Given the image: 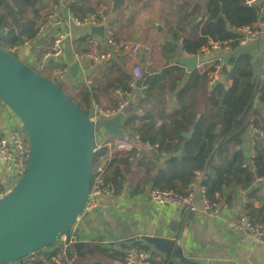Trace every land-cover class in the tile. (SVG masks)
<instances>
[{"label":"crops","instance_id":"obj_1","mask_svg":"<svg viewBox=\"0 0 264 264\" xmlns=\"http://www.w3.org/2000/svg\"><path fill=\"white\" fill-rule=\"evenodd\" d=\"M206 2L207 0H127L126 6L120 7L113 18L109 17L120 38L140 44V59L145 54L144 64L147 73L150 70L151 80L162 74V80L167 82L149 96L150 100L146 98L145 89L137 87L130 103L134 109L126 115L121 128L128 124L139 131L144 120L156 121V125H159L166 114L185 105L188 98L183 93L191 92L190 77L195 69L204 70L221 63L222 69L229 73L232 68L231 59L238 54H247L251 58L256 79L263 78L260 77V72L264 69V32L256 39L243 38L231 48L195 54L198 56V63L192 69L183 61V56L194 55L184 51L178 40L183 35L192 34L196 25L207 18ZM103 3L109 5L110 13L112 0H74L70 5H66L65 0H39L37 16L31 8L27 13L34 20L36 28L53 9L57 10L64 22L56 28L48 29L43 35H35L28 45H31L29 54L25 53L28 46L24 49L23 59L30 65L33 64L32 66L40 64L41 54L51 45L54 37L69 31L63 55L51 60L44 67V74L52 76L54 67L77 62L76 77L79 78L76 79L69 73L62 81L64 87H72V94L78 95V88L93 84L100 107L113 110L118 103L114 84L119 85L120 81L122 84L127 83V76L132 74L133 59L124 53H116L104 63H96L87 58L76 61L75 58L77 51L89 47V37L98 42L100 49L109 47L105 34L92 33V26H80L74 21L75 17L96 11ZM195 5L199 7H194ZM231 29L234 30V27ZM172 65L182 66L178 70L182 76L177 79L175 89L169 88L174 76H163V70ZM84 70L92 78L90 85L85 84L82 79ZM220 82L228 88L233 80L229 75L218 83ZM206 86L205 91H210L214 85L207 79ZM203 91L197 85L194 94L203 98L206 96ZM249 106L258 113L251 116L249 125L242 132L240 144L231 143L229 148L231 151L243 149L245 164L255 172V148L258 143H264V137L257 131L259 128L264 130V99L258 92L252 96ZM7 113H11V110L0 100V118ZM133 114L138 117L131 124L129 120ZM219 131L218 127L216 132ZM99 132L98 137L107 135L103 129ZM173 152L174 149L170 152L162 150L161 153L143 150L133 157L126 152L115 155L106 177L115 167L120 169V191L113 192L111 187L110 193L100 194L97 206L91 211H84L76 222L75 228H79L81 232L77 241L93 240L96 246L89 255L80 256L75 249L77 241L73 242L72 250L77 255L75 264H126L124 255L131 245L148 249L153 264H264V245L255 242L249 231L235 230L228 224L233 217L247 213L248 203L264 209V179L256 176L248 187L235 185L226 189L227 195L217 194L225 203L216 214L205 207L202 197H198L194 210L150 200L146 187L155 186L151 176ZM170 231L175 234L176 244L169 253L158 250L144 239L146 235L164 236ZM182 236L184 243L180 244ZM56 247L50 249L52 256L49 258L54 259ZM101 249H106L107 252H99Z\"/></svg>","mask_w":264,"mask_h":264},{"label":"water","instance_id":"obj_2","mask_svg":"<svg viewBox=\"0 0 264 264\" xmlns=\"http://www.w3.org/2000/svg\"><path fill=\"white\" fill-rule=\"evenodd\" d=\"M126 5L127 0H112L109 17ZM91 32L103 35L104 27L92 26ZM30 48H26V54ZM141 61H145V54ZM183 61L192 69L198 56H183ZM77 71V62H73L71 75L76 77ZM137 85L141 86L140 80ZM0 100L19 118L31 145L25 173L0 198V264H9L37 250L48 256L50 247L62 238L70 242L72 232L81 236L75 225L88 200L96 132L103 129L109 136L123 137L121 126L134 107L130 104L111 117L93 120L56 79L1 44ZM192 131L183 135L190 138ZM174 235L170 231L144 239L169 253L176 244ZM95 246L93 240H79L75 249L80 256H87Z\"/></svg>","mask_w":264,"mask_h":264},{"label":"trees","instance_id":"obj_3","mask_svg":"<svg viewBox=\"0 0 264 264\" xmlns=\"http://www.w3.org/2000/svg\"><path fill=\"white\" fill-rule=\"evenodd\" d=\"M38 2L39 0H0V25L9 27L8 32L0 36L1 45L9 48L35 37L34 20L27 13L31 8L37 16ZM206 6L207 18L196 25L198 29L188 35L184 46V50L192 55L197 54L208 43L209 38L231 39L232 46L237 45L243 36L231 27L253 24L258 17L256 7L248 4L247 0H207ZM72 7L74 9V4ZM231 65L229 74L233 83L228 88L220 82L210 91H205L208 74L215 66L213 64L204 70L195 69L190 77L191 92L183 93L187 95L188 102L166 114L159 125H156V121L144 120L139 126L143 139L158 141L161 149L166 152L174 149L171 156L164 159V163L151 176L155 186L183 191L194 180L197 170H206L207 178L204 183L209 186L207 197L215 199L217 194L227 195L226 189L230 187H248L256 176L264 177V143H258L255 148V172L245 164L243 149L231 151L229 148L231 143L240 144L242 132L249 125L251 116L258 113L251 109L249 103L257 92L264 99V78L256 79L251 58L247 54L233 57ZM181 67L172 65L163 70V76H174L169 88L175 89L177 86L176 81L182 76L178 71ZM161 76L162 74L157 75L151 80L150 70L146 74L144 82L147 84V99L150 100L149 96L153 92L167 84ZM130 78L131 74L127 76V83L122 84L120 81L121 85L114 84L115 89H128ZM56 80L64 87L63 80ZM197 85L204 89L203 94L206 96L203 98L194 94ZM78 89V95L71 96L89 112L91 100L97 97L95 87L91 84ZM137 117L133 114L130 123ZM218 127L220 131L216 132ZM190 130L193 133L188 139L183 133ZM179 149L181 153L177 154ZM120 176V169L116 167L108 173L107 179L111 181L113 192L120 191ZM246 210L253 221H264V209L248 203ZM59 244L60 242L54 246ZM99 252L106 253L107 250L101 249ZM50 255L52 256V252Z\"/></svg>","mask_w":264,"mask_h":264},{"label":"built area","instance_id":"obj_4","mask_svg":"<svg viewBox=\"0 0 264 264\" xmlns=\"http://www.w3.org/2000/svg\"><path fill=\"white\" fill-rule=\"evenodd\" d=\"M73 1L65 0V3L66 5H70ZM247 2L256 7L257 20L253 24L238 28L234 27V30L241 33L242 38L256 39L264 32V0H247ZM74 21L80 26H103L104 34L109 45L107 49H100L98 42L94 38L89 37V47L86 50L75 53L76 61L87 58L96 63H104L111 60L116 53H124L133 59L129 88L125 90L122 88L116 89L118 103L113 110L101 108L99 101L96 98L92 99L89 114L93 120L99 117H111L121 112L131 103L137 87L144 89L147 87V84L144 82L147 71L139 55L140 44L138 42H131L125 38H120L117 35V28L109 20V5L106 3L101 4L94 12L82 17H75ZM63 22L64 20L57 10L53 9L37 25L36 36L43 35L48 29L56 28ZM8 30L9 27L0 25V36L8 32ZM69 35L70 32L66 31L54 37L51 45L40 56V66L42 68L49 65L51 60L58 59L63 55L64 43ZM187 40V35L181 36L178 40V44L183 50ZM29 44H31V40H25L24 43L12 45L8 49L16 56L23 58V51ZM231 47V39L215 40L209 38L208 43L203 45L199 49V52L223 50ZM70 66L71 64H66L61 67H54L53 76L55 79L64 80L70 73ZM214 66L215 68L208 74V80L212 85L217 84L223 78H228L230 75L222 69L221 63H216ZM83 76L82 79L85 84L90 85L92 83L90 74L84 70ZM260 77L264 78V69L261 70ZM75 78L77 79L79 77ZM139 80L141 81V86L137 85ZM14 116V113L11 111V113H7L3 118H0V198L11 190L14 184L22 177L30 161L31 145L27 131L21 121L18 120L19 118H14ZM122 131L123 137L108 135L98 137L100 132L99 130L96 132L92 179L88 200L83 212L91 211L97 206V198L100 194L111 192V183L107 179L106 174L115 155L126 152V154L133 157L138 156L143 150H153L157 153L162 152L158 141L143 139L136 127L125 124ZM257 131L264 137V130L259 128ZM253 162L256 163V152L253 157ZM259 177L264 179L263 176ZM206 178V170H197L194 180L185 190L179 191L148 185L146 187L147 196L155 202L172 204L178 207L183 206L187 210H194L197 199L201 195L205 207L213 214H216L225 202L220 195H217L215 199L207 197L209 186L204 183ZM228 224L235 230L249 231L255 242L264 245V221L255 222L250 218L249 214L242 213L239 216L233 217ZM78 239L77 234L74 232L71 234L70 242L62 238L59 241L60 244L54 250V259L49 258V255L44 256L42 250H37L25 257L11 261L9 264H30L33 261H40L41 264H75L77 255L72 250L71 244ZM50 249L52 248L50 247ZM124 260L126 264H153L151 252L148 249L136 245H131L127 249Z\"/></svg>","mask_w":264,"mask_h":264},{"label":"rangeland","instance_id":"obj_5","mask_svg":"<svg viewBox=\"0 0 264 264\" xmlns=\"http://www.w3.org/2000/svg\"><path fill=\"white\" fill-rule=\"evenodd\" d=\"M33 65V64H32ZM35 68H37L39 71H41V72H43V73H45V69L44 68H42L41 66H40V64H38L37 63V65L36 66H34ZM50 77H52V78H54L55 79V77L52 75V76H50ZM67 89V91L70 93V94H72V87H70L69 86V88H66ZM74 95V94H73ZM76 97V96H75ZM7 107V106H6ZM8 108V107H7ZM9 109V108H8ZM10 110V109H9ZM15 115V114H14ZM14 118H17L18 119V117L15 115L14 116ZM19 120V119H18ZM52 247H55V246H51V248Z\"/></svg>","mask_w":264,"mask_h":264}]
</instances>
